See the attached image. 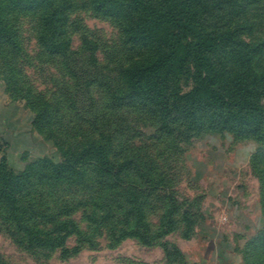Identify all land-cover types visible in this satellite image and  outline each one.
I'll return each mask as SVG.
<instances>
[{
  "label": "rangeland",
  "instance_id": "1",
  "mask_svg": "<svg viewBox=\"0 0 264 264\" xmlns=\"http://www.w3.org/2000/svg\"><path fill=\"white\" fill-rule=\"evenodd\" d=\"M235 1L212 9L207 5L193 9L197 25L189 29L182 45L203 41V52L187 54L190 51L179 47L180 57L173 61L184 59L183 65L178 63V91L190 94L201 76L205 78L195 69L203 58L212 68L207 73L213 77L208 80L210 91L218 92L224 102L245 99L235 93L233 84L235 74L241 75L255 88L252 100L260 107L254 114L264 118V86L252 83V77L233 70L230 64L243 59L247 47L216 46V30L221 27L232 30L242 43L264 42V2L254 7L258 14L252 33L244 23L240 0ZM161 8L167 10L168 5ZM13 18L20 27L23 53L19 58L21 74L9 71L0 53V191L8 183L19 188L18 218L30 219V226L40 234L34 241L18 227L0 198V264H245L244 254L254 252L246 247L264 226V161L256 155L264 143V128L254 139L213 130L195 135L189 142L177 133L160 136V126L151 124L146 107L139 109L134 102L125 101L122 110H107L105 88L119 86L118 73L129 61L152 53L126 43L121 30L126 17L95 16L83 0H77L68 22L71 54L65 57L39 52L41 13L18 12ZM171 30L166 23L156 28L152 51L159 52L156 47ZM84 40L97 48H88ZM166 49L161 45V51ZM261 63L264 66V56ZM175 86L177 82L173 90ZM30 95L48 102L51 114L37 120L27 101ZM232 103L217 110L225 116L247 112L234 109ZM101 119L108 125L106 130L88 127ZM173 124L177 132L181 122ZM101 132L111 134L113 142L122 147L110 151L113 160L122 159L121 154L152 159L168 185L166 190L146 191L140 203L131 201L133 193L125 201H116L111 206L115 217L110 221L104 216L111 192L99 196L103 185L93 172L96 159L66 162L74 152L70 146ZM136 163L127 169V182L138 178ZM63 168L71 174L53 180L55 170ZM32 171L35 176L27 181ZM138 210L143 211L150 228L147 236L152 239L141 240L135 234ZM126 212L128 220L122 216Z\"/></svg>",
  "mask_w": 264,
  "mask_h": 264
},
{
  "label": "trees",
  "instance_id": "2",
  "mask_svg": "<svg viewBox=\"0 0 264 264\" xmlns=\"http://www.w3.org/2000/svg\"><path fill=\"white\" fill-rule=\"evenodd\" d=\"M5 1L6 3H0V53L4 57V63L9 71L21 74L19 58L23 53V46L21 43L20 27L13 18V15L18 12H38L42 14L41 25L37 31L39 52L41 54L43 53L51 57H65L71 54L72 39L68 36V22L70 14L76 9L77 0ZM83 1L84 5L95 16L104 18L126 17V21L122 22L121 29L126 43L141 52H145V50H151L152 52L150 53V57L141 55L125 64L124 68L118 73L117 82L119 86H116V83L114 86L105 88L103 92L106 94L108 100L107 110H122V105L125 101L126 103L134 102L138 108L139 106L146 107L145 113L150 114L148 118L151 124L160 126L158 131L160 136H173L177 133L178 136L180 134L181 140L187 142L195 135H200L210 130L218 133H230L236 137L254 139V135L258 130L264 128V118H260L257 116L258 114H254L257 108L260 107V104L256 100H252L256 95L253 85L246 82L241 75L235 74L236 76L233 78L235 93L237 95H244L245 99L235 102L233 98H229L228 102H224L218 92L214 90L210 91L208 80H213V77L207 73L212 68L203 58H201L199 63L194 64L196 70H200L205 74V78L202 79L201 76V79L196 84V88L190 94L181 95L179 94L180 91H178L180 74L177 73V69L181 68L180 65H183L184 59L180 58L177 62L173 61L176 60V57H180L179 53L181 50L179 47H181L183 40L186 41L189 29L197 25V20L195 19L196 12L193 9H200L201 5H207L210 9L216 6L221 7L225 2L228 1L229 4L232 0ZM263 2L264 0H240L238 2L245 11V16L243 17L244 23L252 33H254V29L256 28L255 18L258 14V10L254 7ZM164 4L168 5L167 10H162L161 6ZM127 19L130 22L127 23ZM163 23L171 25L172 30L167 34L165 41L163 39L159 43L160 47H156L159 50L156 53L154 50L152 51V44L156 43V28ZM175 30L177 34L173 32ZM216 33L215 39L218 42L216 46L220 48L227 44H240L247 47L248 51L243 59L233 63L230 62L231 66L233 65L232 69L243 72L247 77H252L254 79V81L252 79V83L255 82L264 86V66L261 63L264 56V42L255 44L242 43L234 38L232 30L224 27L216 30ZM84 43L88 44V48H97V45L92 44L88 40H84ZM161 45L167 48L166 52L161 51ZM203 46V41L197 44L186 42L182 45L186 52L190 51L187 54L194 55H202ZM94 61L97 62V59H94ZM187 72H189L188 68ZM176 82L177 86L173 90L172 87ZM215 86L222 85L215 84ZM209 91L210 94H208ZM30 97L32 95L28 97L27 101L35 113L37 120H41L47 114H51L49 110H51L52 106L48 102H41L42 100L36 95L34 98ZM229 102H234L232 103L234 109L240 110V108H243L247 112L243 115L225 116L220 110H217V107L220 109L226 108ZM41 104L44 110H41V108L39 110ZM176 121L181 122L180 126H176L179 132H175L171 125ZM88 127L91 130L94 127L106 130L108 125L104 124V119H101L96 126L88 124ZM113 140L114 138L111 134L101 132L97 137L87 139L78 146H70L72 149L74 148V152L66 160L67 163L78 164L87 158L93 157L96 159L97 165L94 167L93 172L103 185L100 188L101 193L99 196L101 197L104 193L111 192L107 199V202H109L108 210L104 216V219L108 221L113 220L115 217L111 206L116 201H125L133 193L131 201L140 203L146 197L144 194L146 191L157 192L168 189L166 177L159 175L160 167L154 160H143L144 158L138 155L134 156V158H124L122 154V159L118 161L113 160L109 156L110 151L116 152L117 149L121 151L122 148L119 146V143L117 144ZM256 155L261 156L264 161V143L257 150ZM134 162H137L134 165L138 172V178L127 182V169ZM147 162L151 163L148 167L146 165ZM73 170L76 171L77 166ZM35 173V171H32L27 176V181L34 178ZM70 174L71 172L67 168L57 169L51 175V178L58 180ZM10 178L12 176H9ZM18 191V187L8 183L1 189L0 198L3 200V204L10 208V211L16 218L15 221L18 227L30 233L35 241L40 232L35 231L30 226V219L24 218L19 220L18 218V213L21 209ZM138 211L139 219L136 224L137 231H135V234L141 240L152 239L147 236L149 224L146 222L143 211ZM122 216L125 220H128L129 212H126ZM186 222L189 223V220L186 219ZM123 233L126 234L125 232ZM250 248L254 252L253 254H248L247 252L244 254L245 264H264V226L260 229L258 237L254 238L246 247L247 250ZM251 259L253 260L252 262Z\"/></svg>",
  "mask_w": 264,
  "mask_h": 264
}]
</instances>
